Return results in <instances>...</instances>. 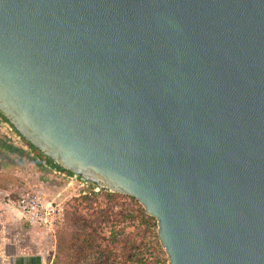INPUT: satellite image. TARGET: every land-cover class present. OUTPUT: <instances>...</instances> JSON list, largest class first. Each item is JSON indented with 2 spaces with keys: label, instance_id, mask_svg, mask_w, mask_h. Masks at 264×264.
<instances>
[{
  "label": "water",
  "instance_id": "obj_1",
  "mask_svg": "<svg viewBox=\"0 0 264 264\" xmlns=\"http://www.w3.org/2000/svg\"><path fill=\"white\" fill-rule=\"evenodd\" d=\"M0 114L167 264H264V0H0Z\"/></svg>",
  "mask_w": 264,
  "mask_h": 264
},
{
  "label": "rangeland",
  "instance_id": "obj_2",
  "mask_svg": "<svg viewBox=\"0 0 264 264\" xmlns=\"http://www.w3.org/2000/svg\"><path fill=\"white\" fill-rule=\"evenodd\" d=\"M33 155L24 154L20 162V178L16 185L8 188L15 193L22 187H35L42 191L47 199L55 198L64 206V216L59 219L54 228L45 231L50 235L52 254L48 264H54L57 256L61 262L68 264L73 254L72 246L85 236H92L99 246L107 250H113L116 254L117 264H140L138 258L146 255L145 242L142 232H137L133 223L116 224L114 229L115 211L122 208H129L134 205L133 200L128 196L120 195L109 200L103 193H98L93 202L82 201L80 195L72 187H67L65 182L56 178L48 168L49 164L41 155H38L32 148ZM30 156L37 157L29 159ZM52 166V165H51ZM142 205V204H141ZM143 206V205H142ZM83 223V225H82ZM90 223L93 228L86 225ZM117 236L121 240L116 241ZM135 241V242H134ZM139 245V251L136 250ZM161 255L168 257L165 249L158 238ZM144 264V263H143Z\"/></svg>",
  "mask_w": 264,
  "mask_h": 264
},
{
  "label": "crops",
  "instance_id": "obj_3",
  "mask_svg": "<svg viewBox=\"0 0 264 264\" xmlns=\"http://www.w3.org/2000/svg\"><path fill=\"white\" fill-rule=\"evenodd\" d=\"M26 153L0 136L1 188L8 190L16 185L20 161ZM33 159L38 160L36 156ZM49 236L44 230L26 224L19 214L6 211L0 197V264H48L53 252Z\"/></svg>",
  "mask_w": 264,
  "mask_h": 264
},
{
  "label": "built area",
  "instance_id": "obj_4",
  "mask_svg": "<svg viewBox=\"0 0 264 264\" xmlns=\"http://www.w3.org/2000/svg\"><path fill=\"white\" fill-rule=\"evenodd\" d=\"M0 136L7 144L33 155L30 144L1 114ZM48 168L56 178L63 180L67 187L74 188L78 195H94L101 190L99 186L85 182L69 171L53 165ZM0 197L6 211L19 214L26 224L44 231L52 230L59 219L64 216V206L55 198L47 199L42 191L35 187H22L15 193L0 187Z\"/></svg>",
  "mask_w": 264,
  "mask_h": 264
},
{
  "label": "trees",
  "instance_id": "obj_5",
  "mask_svg": "<svg viewBox=\"0 0 264 264\" xmlns=\"http://www.w3.org/2000/svg\"><path fill=\"white\" fill-rule=\"evenodd\" d=\"M32 148L49 164L56 166L51 159L44 156L34 147ZM100 193H103L109 200H113L115 199V197L120 195L128 196L131 200H133V206L129 208H122L121 206L115 211V216L118 215V217L114 219V229H116V224L133 223V225H135L136 227L135 229L137 230V232H142L143 237L144 234L146 238L148 237L144 244L145 249L147 250L146 255L138 258L140 264H167V258L161 255L162 249H160L159 247L156 218L146 213L144 207L134 196L102 189L99 191V194ZM97 195L98 193L94 195L81 194L80 197L84 202H93L97 198ZM86 225L89 227V229L93 228L90 223ZM114 239H116V241L121 240L117 236H115ZM134 242H132L133 246H136L135 249L139 251L138 243L134 245ZM71 246L73 254L71 256V261L68 264H117V254L113 250H107L102 246H99V244L95 240H93L92 236H85L80 241L74 243ZM60 262L61 260L58 255L54 264H59Z\"/></svg>",
  "mask_w": 264,
  "mask_h": 264
}]
</instances>
